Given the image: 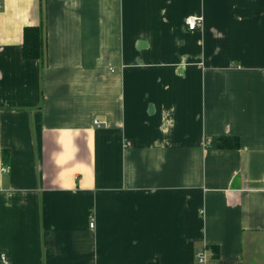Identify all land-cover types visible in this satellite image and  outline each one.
Masks as SVG:
<instances>
[{"label": "crops", "instance_id": "1", "mask_svg": "<svg viewBox=\"0 0 264 264\" xmlns=\"http://www.w3.org/2000/svg\"><path fill=\"white\" fill-rule=\"evenodd\" d=\"M0 2V257L264 264V0Z\"/></svg>", "mask_w": 264, "mask_h": 264}, {"label": "trees", "instance_id": "2", "mask_svg": "<svg viewBox=\"0 0 264 264\" xmlns=\"http://www.w3.org/2000/svg\"><path fill=\"white\" fill-rule=\"evenodd\" d=\"M46 33L43 26L27 27L24 30L23 56L26 60H44L46 57ZM240 141L235 137L220 138V149H237Z\"/></svg>", "mask_w": 264, "mask_h": 264}, {"label": "built area", "instance_id": "3", "mask_svg": "<svg viewBox=\"0 0 264 264\" xmlns=\"http://www.w3.org/2000/svg\"><path fill=\"white\" fill-rule=\"evenodd\" d=\"M0 5H1V2H0ZM187 24H188V27L190 30H195L198 27H202L203 21L201 18H198V17H190L187 20ZM95 124L100 126V123L98 120H95ZM4 171H7V169L4 168ZM94 226H95V224H94V222H92L90 224V227L94 228ZM198 257H199V260L201 262H205L206 256L204 253L199 254ZM0 264H8V260H7V257L5 255H2L0 257Z\"/></svg>", "mask_w": 264, "mask_h": 264}]
</instances>
